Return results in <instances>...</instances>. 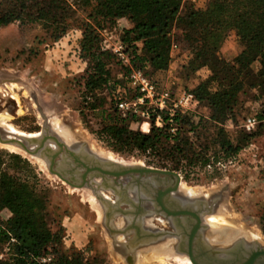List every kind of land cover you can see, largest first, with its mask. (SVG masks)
I'll return each mask as SVG.
<instances>
[{"label": "rangeland", "instance_id": "374dc122", "mask_svg": "<svg viewBox=\"0 0 264 264\" xmlns=\"http://www.w3.org/2000/svg\"><path fill=\"white\" fill-rule=\"evenodd\" d=\"M208 3L209 0H183L181 15L190 7L206 9ZM79 12L80 19H85L86 14ZM131 26L130 21L121 18L114 27L101 30L103 47L115 53L121 45L122 29ZM82 38L79 29H72L52 41L41 22L15 21L0 27V132L7 138L39 137L43 129L49 128L68 145L82 144L102 159L159 168L154 164L159 159L155 154L115 148L111 137L101 132L100 112L85 108L91 69L82 51ZM248 47L232 28L216 52V59L204 61L193 57L191 51L192 56H188L189 50L180 52L175 48L170 53L167 70H149L150 78L144 73L160 90H169L172 98H178L182 91L194 90L203 79L229 64L221 78L226 89L230 82L234 83L233 88L226 90L234 94L232 118L217 125L211 119L214 111L208 101H202L201 94L195 95L198 105L193 110H184L204 121L196 132L190 131L185 136L194 142L200 155L197 164L186 166V161H182L176 171L181 176L178 195L209 202L216 199L214 213L206 211L202 220V233L214 248L231 246L240 238L264 248V76H260L259 60L250 62L248 73L236 66L231 68ZM108 67L112 77H122L125 73L117 61ZM130 74L126 85L118 89L122 100L138 96ZM249 119L254 120L251 129L246 127ZM172 126L175 127L174 122ZM141 128L150 129L146 124L142 126V120L133 126L143 132ZM249 134L254 135L249 137ZM222 139L244 147L238 154L229 156ZM3 174L17 183H27L41 201L37 207L38 220L42 229L52 233L54 241L35 256L37 263L41 257L52 256L56 264L59 256H65L83 264H192L178 244L179 237H167L131 250L130 241L135 238L131 220L125 215H115L112 225L122 232L114 231L108 226L106 209L93 190L71 187L52 174L47 161L39 156L0 143V175ZM100 192L111 200L116 198L112 191L100 189ZM121 208L128 205L122 204ZM12 217L11 210L0 207L1 229H7ZM148 222L155 231L177 232L164 215L154 214ZM12 243L16 241L10 236L0 244L1 260L12 256Z\"/></svg>", "mask_w": 264, "mask_h": 264}, {"label": "trees", "instance_id": "16d2710c", "mask_svg": "<svg viewBox=\"0 0 264 264\" xmlns=\"http://www.w3.org/2000/svg\"><path fill=\"white\" fill-rule=\"evenodd\" d=\"M182 1L5 0L0 3V27L15 21L41 22L52 41L65 36L69 30L79 29L83 36L82 51L88 57L91 69L84 97L85 108L100 112L101 132L111 137L115 148L155 154L159 156L154 163L156 167L178 171L182 161H186V166L197 164L200 152L196 153L194 142L185 134L196 132L204 120L179 109L173 117L174 132L169 125L156 126L155 115L149 132L133 129L141 118L118 109L122 95L118 89L126 85L131 67L148 77L149 70H167L174 45L180 52L189 50L188 56H192V52L193 57L204 61L216 59V52L234 28L249 47L235 59L231 68L237 67L248 73L250 62L259 60L260 76H264V0H209L206 9L190 7L181 15ZM79 11L86 14L85 19H80ZM121 18L132 23L130 28L122 29L120 35L130 65L123 64L113 50L103 47L100 39V31L114 27ZM113 61L124 69L122 77H112L108 66ZM225 65L213 76L203 79L194 90H189L196 96L201 94L202 101H208L214 111L211 119L217 125L232 118L235 103L234 94L226 92L234 87V83L230 82L226 89L222 82L221 77L229 69V64ZM161 114L164 119L167 117L165 112ZM223 131V128L219 130L220 138ZM253 135L249 134V137ZM223 145L227 146L229 156L238 154L244 147L227 140ZM0 190V207H7L13 213L7 229L0 227V244L8 241L10 236L16 241L12 243V256L7 260L0 259V264H38L35 256L54 241L52 233L42 229L38 220L37 207L41 201L27 183H17L7 174L0 175ZM56 264L83 263L76 258L59 256Z\"/></svg>", "mask_w": 264, "mask_h": 264}, {"label": "water", "instance_id": "95a60500", "mask_svg": "<svg viewBox=\"0 0 264 264\" xmlns=\"http://www.w3.org/2000/svg\"><path fill=\"white\" fill-rule=\"evenodd\" d=\"M0 143L17 146L29 155L41 157L47 161L50 172L71 187L91 188L106 209L108 226L117 233L122 231L112 225L115 215H125L131 219L135 238L130 242L134 249L139 245L177 236L181 240L183 253H187L192 264H243V260L248 257V264H253L255 259L264 255V248L256 242L247 244L244 238L238 239L230 247L214 248L209 245L205 234L201 232L202 220L206 211L214 213L216 199L209 202L178 195L181 176L176 171L102 159L82 144H77L78 147L68 145L60 136L52 134L49 128L43 129L39 137L7 138L0 132ZM100 189L112 191L115 200L103 196ZM122 204L128 205V208H121ZM134 214L136 217L132 218ZM154 214L168 217L177 232L147 231L145 220ZM195 226L199 228L198 233ZM195 236L199 248L197 252L192 248Z\"/></svg>", "mask_w": 264, "mask_h": 264}, {"label": "built area", "instance_id": "2783aa9c", "mask_svg": "<svg viewBox=\"0 0 264 264\" xmlns=\"http://www.w3.org/2000/svg\"><path fill=\"white\" fill-rule=\"evenodd\" d=\"M175 45L173 49H175ZM120 60L125 65H130L129 58L123 52L122 45L115 50ZM130 81L134 88L138 91V96L131 100H122L118 102V109L124 112H130L138 115L142 120V126L148 125L151 127L153 115H155V123L158 127L169 125L174 131L173 115L178 109L193 110L198 105V99L195 94L189 91H182L178 98H172L169 90H160L157 83L150 80L143 71L131 67ZM162 112H165L168 117H162ZM254 125V120L249 119L246 124L247 129H251ZM142 130V128H141ZM150 130V129H149ZM143 131V132H149ZM38 264H55L52 256L41 257Z\"/></svg>", "mask_w": 264, "mask_h": 264}, {"label": "flooded vegetation", "instance_id": "af4514ba", "mask_svg": "<svg viewBox=\"0 0 264 264\" xmlns=\"http://www.w3.org/2000/svg\"><path fill=\"white\" fill-rule=\"evenodd\" d=\"M163 189V188H162ZM136 217V215L134 214V215H132V218H135ZM148 218L149 217H147V219L145 220L146 221V224H145V229H147V231H149L150 233H160V232H165V231H155V230H153L152 228H150L149 226H148V224H150L149 222H148ZM131 220V219H130ZM131 225L133 224L132 222L130 223ZM136 224V223H135ZM192 226H193V224H191V229H192ZM190 229V230H191ZM201 232H202V229H201ZM166 233V232H165ZM168 234H169V232H167ZM173 234H175L176 232H172ZM177 237V236H176ZM173 238V237H172ZM197 239V237L195 236L194 237V241H193V243H192V248H193V250H195V252H197V251H199V248H198V245H197V243H196V240ZM156 241H154L153 243H155ZM198 242V241H197ZM247 242V244H250L251 242H248V241H246ZM235 243V242H234ZM233 243V244H234ZM146 244H150V243H146ZM178 244H180V248L182 249V246H181V240H180V238H179V243ZM232 244V245H233ZM231 245V246H232ZM228 247H230V246H228ZM187 249V248H186ZM199 253V252H198ZM248 256H250V255H248ZM247 261H249V257L248 258H246L245 260H243V264L245 263V262H247ZM253 264H264V255L262 256H259L257 259H255V261L253 262Z\"/></svg>", "mask_w": 264, "mask_h": 264}, {"label": "bare ground", "instance_id": "6f19581e", "mask_svg": "<svg viewBox=\"0 0 264 264\" xmlns=\"http://www.w3.org/2000/svg\"><path fill=\"white\" fill-rule=\"evenodd\" d=\"M144 131H147V129L146 130H144ZM163 200H165V197L163 198ZM195 229H197V231H196V233H198V231H199V228H196V226L194 227ZM130 247V249L132 250H134V248H132L131 246H129ZM186 255H187V253H186ZM187 263V262H186ZM189 263V262H188ZM245 264H248V262L247 263H245Z\"/></svg>", "mask_w": 264, "mask_h": 264}]
</instances>
